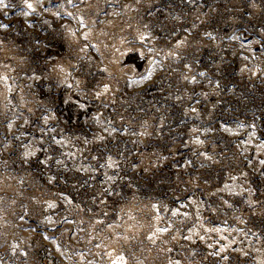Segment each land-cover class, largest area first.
<instances>
[{"label": "rangeland", "instance_id": "rangeland-1", "mask_svg": "<svg viewBox=\"0 0 264 264\" xmlns=\"http://www.w3.org/2000/svg\"><path fill=\"white\" fill-rule=\"evenodd\" d=\"M263 134L264 0H0V264H264Z\"/></svg>", "mask_w": 264, "mask_h": 264}, {"label": "bare ground", "instance_id": "bare-ground-1", "mask_svg": "<svg viewBox=\"0 0 264 264\" xmlns=\"http://www.w3.org/2000/svg\"><path fill=\"white\" fill-rule=\"evenodd\" d=\"M259 85V84H258ZM241 103V102H240ZM221 107V106H220ZM255 119V118H254ZM261 122V121H260ZM264 135V134H263ZM61 159V158H60ZM182 184V183H181ZM134 185V184H133ZM172 185V184H171ZM66 190V189H65Z\"/></svg>", "mask_w": 264, "mask_h": 264}]
</instances>
